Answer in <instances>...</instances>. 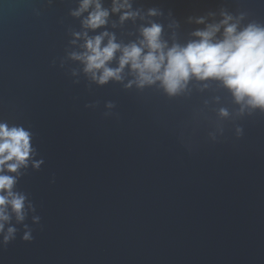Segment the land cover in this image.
<instances>
[{"label":"water","instance_id":"water-1","mask_svg":"<svg viewBox=\"0 0 264 264\" xmlns=\"http://www.w3.org/2000/svg\"><path fill=\"white\" fill-rule=\"evenodd\" d=\"M100 2L109 16L93 30L72 14L80 0H0V122L35 150L9 173L26 214L10 213L6 243L0 232V264H264V108L211 78L141 86L127 65L100 84L71 55L77 33L128 44L157 23L171 46L221 13L264 27V0H129L138 15L123 22Z\"/></svg>","mask_w":264,"mask_h":264},{"label":"clouds","instance_id":"clouds-1","mask_svg":"<svg viewBox=\"0 0 264 264\" xmlns=\"http://www.w3.org/2000/svg\"><path fill=\"white\" fill-rule=\"evenodd\" d=\"M83 12L88 13L82 20L86 29L94 30L107 23L109 10L102 7L100 0H80L79 7L72 14L80 16ZM111 12H120L121 22L138 15L131 10L129 0H112ZM148 14L157 13L149 9ZM221 15L222 20L196 30L192 35L198 39L184 45L173 43L169 46L161 39L162 26L157 23L142 26L140 39L128 44L117 42L114 34L107 31L92 37L87 32L77 33L75 35L84 37V51L71 55L82 61L84 71L100 84L110 78L120 80L127 65L141 86L159 81L166 92L175 94L191 77L199 80L211 78L221 81L237 102L264 108V27L248 24L238 30L236 23H229L232 20L230 15ZM197 22L202 23L203 19ZM222 27L223 31L217 37ZM117 52L120 53L118 66L109 67ZM221 113L226 114L223 110ZM30 141L31 133L23 127L0 122V232L4 233L5 243L16 231L9 226L5 232L10 213L17 221H22L26 214V196L14 190L17 176L9 173L18 175L19 169L27 167L35 154ZM41 163L42 160H35L32 166L38 168ZM22 238L31 237L25 232Z\"/></svg>","mask_w":264,"mask_h":264}]
</instances>
